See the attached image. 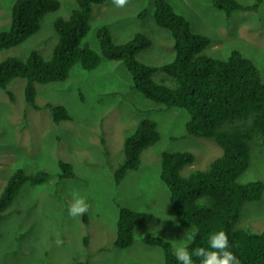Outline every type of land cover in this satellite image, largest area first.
Returning a JSON list of instances; mask_svg holds the SVG:
<instances>
[{
	"label": "rangeland",
	"instance_id": "1",
	"mask_svg": "<svg viewBox=\"0 0 264 264\" xmlns=\"http://www.w3.org/2000/svg\"><path fill=\"white\" fill-rule=\"evenodd\" d=\"M15 1L0 0V30L11 27ZM60 1V9L44 17L37 33L0 51V62L11 56L27 59L34 50L46 59L53 56L59 40L55 20L69 17L78 6L77 0ZM169 1L191 21L195 32L211 38L205 54L227 59L238 49L255 61L264 78V0L258 9L238 10L232 16L212 0ZM143 10L148 12L146 17L141 15ZM154 11L155 0H128L124 7L115 6L112 0L93 5L92 28L84 42L103 55L100 66L88 70L78 63L65 81L36 84L37 102L66 106L72 120L56 123L51 108L29 106L26 78L18 77L9 84L14 100L0 88V193L15 169L22 167L30 174L1 224L0 264H164L163 247L147 244L143 235L161 236L174 251L189 229L181 225L171 206L170 191L161 177L162 155L165 151L193 152L194 164L181 171L188 175L193 169L208 168L223 154V148L214 137L187 132L190 114L186 109L154 102L135 88L125 62L108 59L98 38V29L104 24L116 43L143 32L153 44L138 59L152 65L171 62L175 57L173 37L155 22ZM154 77L176 85V79L165 71ZM145 117L157 121L161 139L143 151L140 168L130 170L117 183L114 174L126 158L125 140ZM251 145V163L239 181L264 182L262 132L256 133ZM60 160L73 164L75 177H59ZM73 191L87 200L89 208L83 216L68 214ZM120 205L154 215L151 225L137 228L135 241L127 248L115 244ZM235 227L264 231V193L261 199L244 205Z\"/></svg>",
	"mask_w": 264,
	"mask_h": 264
},
{
	"label": "trees",
	"instance_id": "2",
	"mask_svg": "<svg viewBox=\"0 0 264 264\" xmlns=\"http://www.w3.org/2000/svg\"><path fill=\"white\" fill-rule=\"evenodd\" d=\"M109 0H77L69 17L59 16L55 29L59 40L53 56L46 59L39 51L31 52L27 59L11 56L0 62V88L7 90L12 100L15 94L8 90L16 78L28 80L25 98L35 109L51 108L56 123L69 121L73 115L61 104L37 102V83H53L69 78L73 67L80 63L88 70L100 66L103 55L84 40L92 24L94 4ZM213 4L232 16L238 10L258 9L263 0L244 4L238 0H212ZM61 7L60 0H16L9 29L0 30V51L18 46L37 33L44 17ZM147 10L141 15L146 17ZM155 22L171 32L175 57L161 65L146 64L138 54L150 48L152 39L143 32L131 39L116 43L106 24L98 29V38L104 55L111 60L124 61L132 75L133 86L150 100L170 107L186 109L190 117L187 132L203 137H214L223 148V154L206 169H193L182 174L185 166L193 165L195 155L191 151H165L162 155L161 177L170 191V202L181 225L195 226L199 234L189 250L208 247L209 234L224 230L228 235L230 250L240 264H264V231L236 228L247 202L261 199L264 182L243 183L239 178L251 163L252 145L257 132L264 135V78L255 61L240 50L234 49L227 59L210 56L204 50L211 38L195 32L191 21L179 13L169 0H155ZM165 71L176 79L175 86L158 82L155 73ZM247 120L251 121L247 125ZM161 139L156 120L145 117L136 130L125 140V160L115 170V180L120 183L130 170L142 164L143 151ZM107 157V156H106ZM59 177L76 176L72 163L60 160ZM48 175V172H43ZM30 174L22 167L15 169L0 193L1 224L6 213L29 181ZM154 215L120 205L117 223V247L127 248L135 241L138 227L152 224ZM143 240L153 246H162L164 264H179L171 243L155 234H144ZM195 260L196 258L193 257ZM76 264H88L80 261Z\"/></svg>",
	"mask_w": 264,
	"mask_h": 264
},
{
	"label": "clouds",
	"instance_id": "3",
	"mask_svg": "<svg viewBox=\"0 0 264 264\" xmlns=\"http://www.w3.org/2000/svg\"><path fill=\"white\" fill-rule=\"evenodd\" d=\"M117 7H124L128 0H112ZM72 202L68 208V214L72 217L83 216L87 213L89 205L84 196L78 192L71 193ZM199 229L191 226L185 230L184 237L180 243L175 245L174 254L179 264H240V260L230 250L228 235L224 230H216L209 234L208 247H196L189 250L196 237ZM58 243H61L58 241ZM193 257L196 259L194 260Z\"/></svg>",
	"mask_w": 264,
	"mask_h": 264
}]
</instances>
